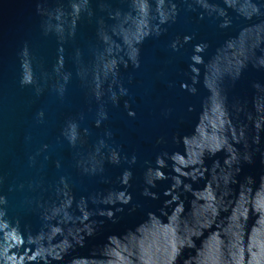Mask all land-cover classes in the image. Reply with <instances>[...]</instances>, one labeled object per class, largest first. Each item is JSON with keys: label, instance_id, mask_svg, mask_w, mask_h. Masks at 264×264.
Wrapping results in <instances>:
<instances>
[{"label": "water", "instance_id": "1", "mask_svg": "<svg viewBox=\"0 0 264 264\" xmlns=\"http://www.w3.org/2000/svg\"><path fill=\"white\" fill-rule=\"evenodd\" d=\"M0 264H264V0H0Z\"/></svg>", "mask_w": 264, "mask_h": 264}]
</instances>
